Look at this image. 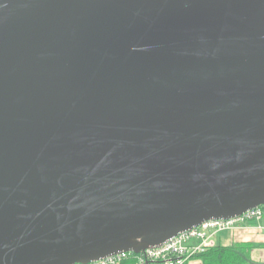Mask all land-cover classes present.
Returning a JSON list of instances; mask_svg holds the SVG:
<instances>
[{"label":"water","instance_id":"obj_1","mask_svg":"<svg viewBox=\"0 0 264 264\" xmlns=\"http://www.w3.org/2000/svg\"><path fill=\"white\" fill-rule=\"evenodd\" d=\"M262 205L264 0H0V264Z\"/></svg>","mask_w":264,"mask_h":264},{"label":"built area","instance_id":"obj_2","mask_svg":"<svg viewBox=\"0 0 264 264\" xmlns=\"http://www.w3.org/2000/svg\"><path fill=\"white\" fill-rule=\"evenodd\" d=\"M263 217L264 205L233 219L205 222L200 227L177 235L160 247L148 249L140 254L122 253L92 264H122L132 255L135 264H187L192 258L213 247V232L246 226L260 221Z\"/></svg>","mask_w":264,"mask_h":264},{"label":"crops","instance_id":"obj_3","mask_svg":"<svg viewBox=\"0 0 264 264\" xmlns=\"http://www.w3.org/2000/svg\"><path fill=\"white\" fill-rule=\"evenodd\" d=\"M213 247L233 248L240 245L250 246L251 264H264V217L249 225L232 230L213 232ZM187 264H203L198 256L192 258Z\"/></svg>","mask_w":264,"mask_h":264},{"label":"trees","instance_id":"obj_4","mask_svg":"<svg viewBox=\"0 0 264 264\" xmlns=\"http://www.w3.org/2000/svg\"><path fill=\"white\" fill-rule=\"evenodd\" d=\"M250 246L240 245L233 248L211 247L205 253L198 255L203 264H251ZM133 255L122 264H135Z\"/></svg>","mask_w":264,"mask_h":264}]
</instances>
